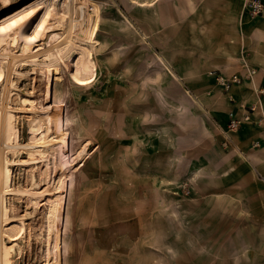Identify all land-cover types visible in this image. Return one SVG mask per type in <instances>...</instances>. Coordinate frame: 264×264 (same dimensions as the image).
<instances>
[{"label": "rangeland", "instance_id": "rangeland-1", "mask_svg": "<svg viewBox=\"0 0 264 264\" xmlns=\"http://www.w3.org/2000/svg\"><path fill=\"white\" fill-rule=\"evenodd\" d=\"M34 1L0 0V23L12 17L8 35L0 31V106L5 100L11 138L21 145L5 148L2 157L10 189L20 191L4 196L3 264H46L54 254L55 234L46 220L53 199L47 191L54 189L60 171L67 177L62 264H213L210 253L187 250L191 245L180 211L185 191L191 190L185 177L155 158L172 147V134L185 121L178 116L186 111L176 108L180 92L162 71L156 69V85L143 77L154 62L153 53L141 48V7L156 0H88L90 16L92 3L98 9L96 42L75 40L91 51L94 71L88 78L75 73V52L67 43L60 48L63 62L37 53L63 38L64 31L31 37L42 11L21 22L14 16ZM49 106H55L63 134L59 169L50 150L45 155L22 147L32 142L34 111L47 112ZM165 156L171 163L172 155ZM12 235L17 239H9Z\"/></svg>", "mask_w": 264, "mask_h": 264}, {"label": "crops", "instance_id": "crops-1", "mask_svg": "<svg viewBox=\"0 0 264 264\" xmlns=\"http://www.w3.org/2000/svg\"><path fill=\"white\" fill-rule=\"evenodd\" d=\"M245 1L156 0L141 7L139 23L141 48L154 62L144 80L156 85L158 68L180 92L176 108H186L172 147L155 158L185 177L187 250L210 253L213 264H264V129L251 122L223 134L228 114L240 117L239 105L254 103L264 88V13L250 17ZM245 67L256 70L252 81ZM232 75L242 82L226 93L216 77Z\"/></svg>", "mask_w": 264, "mask_h": 264}, {"label": "bare ground", "instance_id": "bare-ground-1", "mask_svg": "<svg viewBox=\"0 0 264 264\" xmlns=\"http://www.w3.org/2000/svg\"><path fill=\"white\" fill-rule=\"evenodd\" d=\"M87 2L88 0H35L27 8H24L22 11L17 12L14 17H16L17 19H20V22H21V19H23L25 15L30 14L31 12H34L37 10H41L42 14L40 18L37 20V22L34 24L31 37L36 38L39 36H43L45 32L59 31V30L64 31V37L61 39L58 38L56 43H54V45H52L51 47L47 49L42 50L38 48L36 50L37 53L41 54V56L44 58L51 56L52 57L51 60L53 61V63L63 62L65 61L63 58L65 50L62 52L60 48L62 45L67 43L69 44V48L68 47L67 48L75 52L74 54L75 57L73 60V67H74L75 73L79 77L88 78L89 76L92 75L94 71V63L91 58L92 56L91 51L89 47L87 46L88 44L87 45L77 44L75 42L76 39H83L85 40L86 43H90V44H94L96 42L95 33L97 30L98 9L95 3H92L94 6L93 8L94 14L90 16V14L87 13V7H86ZM31 14L29 16H31ZM11 18L12 17L7 18L4 22L0 23L1 24L0 31L2 32L3 35L5 34L4 36H7L8 31H10L9 29H10ZM51 19H57L56 20L57 22L51 24L50 23ZM23 52H25V54H27L28 57H31L29 47H24ZM6 58H7L8 63L10 64V59H8L9 57L7 56ZM246 81L248 80H245V82ZM6 98H8V96ZM9 110H10L9 107L4 100L0 106V223L3 221V219H5L4 196L12 195L18 192L20 193L19 190L10 189L9 168L6 164V161L2 160L3 153H4L3 151L5 150V148L7 147L13 148L16 146L17 147L21 146L17 142L16 136L11 138L12 122H11ZM34 112L37 115L36 116L37 122L32 124L30 127L32 142L22 147L30 150L32 153L40 152L42 154L43 153L45 154L48 150H50L51 152L50 154L53 156L55 160L54 166H56V168L59 169V160L64 150V146H63V140H62L63 134L60 130V126L58 125V121H57L58 119L56 117L57 110L55 106H49L47 108V112H39V113H37L36 111ZM46 168L48 169V166ZM44 173L47 175V172L44 171ZM64 173L65 172L60 171L59 177H57V180H55V184H53V186L55 185L54 189L47 191V194H49L50 198L53 199L50 204V208H49L48 215L46 218L47 227L49 231H53L55 234L56 247H55V252H53L54 254L49 257L48 262L46 264H62L61 231L63 227L62 225H63L65 194H66V185H67V177L64 175ZM47 189H50V188H47ZM22 192H28V191L25 190V191H21V193ZM43 193L44 195H46L45 192ZM32 195L36 196L35 198H39V196H42L36 193H33ZM8 210L11 211V209H8ZM8 212L9 211H7V213ZM9 217L11 219V217H15V215L9 214ZM8 218H6V220H8ZM8 236L10 235L8 234ZM9 239L16 240L17 237L13 236ZM2 254H3V251L0 248V264H3Z\"/></svg>", "mask_w": 264, "mask_h": 264}, {"label": "built area", "instance_id": "built-area-1", "mask_svg": "<svg viewBox=\"0 0 264 264\" xmlns=\"http://www.w3.org/2000/svg\"><path fill=\"white\" fill-rule=\"evenodd\" d=\"M245 8L250 17H258L264 13V4L261 0H246ZM246 68V67H245ZM256 74L255 69L246 68V75L243 77L244 80L252 81L254 75ZM242 79L237 75H232L228 78L217 76L216 84L221 87L226 93H228L232 86L241 84ZM257 99L254 103L250 105L240 104L239 108L242 110L240 117H236L233 113L228 114V123L223 134L228 139V135L231 133H236L242 124H247L253 122L255 125L262 127L264 129V113L261 109L260 96H264V88H259L256 90ZM230 102H233V98L228 96ZM253 119V116L256 115ZM227 143H223L222 146L226 147ZM254 147H258L259 143L255 142ZM190 191L186 190L185 195H189Z\"/></svg>", "mask_w": 264, "mask_h": 264}, {"label": "snow or ice", "instance_id": "snow-or-ice-1", "mask_svg": "<svg viewBox=\"0 0 264 264\" xmlns=\"http://www.w3.org/2000/svg\"><path fill=\"white\" fill-rule=\"evenodd\" d=\"M41 14H42V13H41ZM77 83H80V82L78 81ZM85 83H87V81H86Z\"/></svg>", "mask_w": 264, "mask_h": 264}]
</instances>
